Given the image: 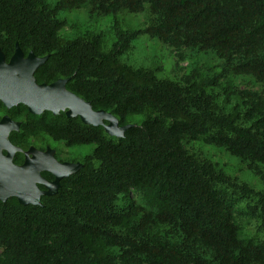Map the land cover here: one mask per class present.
I'll list each match as a JSON object with an SVG mask.
<instances>
[{
    "label": "trees",
    "instance_id": "obj_1",
    "mask_svg": "<svg viewBox=\"0 0 264 264\" xmlns=\"http://www.w3.org/2000/svg\"><path fill=\"white\" fill-rule=\"evenodd\" d=\"M87 3L101 14L149 7L151 36L180 59L186 48L213 50L224 69L209 76L189 63L177 80L162 78L123 60L138 32L120 30L109 49L103 32L69 39L59 14ZM16 42L49 55L40 82L70 78L69 90L120 125L145 119L118 138L44 113L45 136L96 147L42 204L0 201V264H264V192L186 146L225 147L264 180V0H0V48ZM242 218L257 222L260 241L241 238Z\"/></svg>",
    "mask_w": 264,
    "mask_h": 264
},
{
    "label": "rangeland",
    "instance_id": "obj_2",
    "mask_svg": "<svg viewBox=\"0 0 264 264\" xmlns=\"http://www.w3.org/2000/svg\"><path fill=\"white\" fill-rule=\"evenodd\" d=\"M59 16L67 21V26L63 29V34L66 37L74 39L88 31L103 32L105 49L114 45L120 30L138 32L137 37L133 39V47L123 54V60L136 67L154 69L162 78L177 80L186 71H189L191 67L188 66L189 63H192V67H200L204 74L209 76L221 73L224 69L223 59L213 50L186 48L184 50L185 59H180L173 48L165 44L160 38L151 36L146 31L151 17L149 7L139 13L122 10L117 13L101 14L91 4L87 3L81 8L61 11ZM242 78H250V76H241L240 80ZM241 84L246 87L245 83L242 82ZM225 95L222 96V100ZM238 101V98L235 97L231 103L225 106L226 109L229 111ZM144 119V115L135 114L129 117V124L140 125ZM51 143L60 151L80 160L86 155L92 154L96 147L95 144L68 146L63 141L53 139H51ZM186 146L212 160L232 179L239 183H248L258 192H264V180L261 175L250 169L245 161L232 154L225 147L208 144L203 139L187 142ZM235 195L239 196V194ZM245 206L244 202L238 206V209H244ZM237 221L241 228V238L255 242L263 238L255 220L242 218Z\"/></svg>",
    "mask_w": 264,
    "mask_h": 264
},
{
    "label": "water",
    "instance_id": "obj_3",
    "mask_svg": "<svg viewBox=\"0 0 264 264\" xmlns=\"http://www.w3.org/2000/svg\"><path fill=\"white\" fill-rule=\"evenodd\" d=\"M22 51L18 45L16 56H21ZM35 63L27 65L24 75L14 77V66L0 65V69L9 72L8 77H0V98L9 106L23 102L27 104L32 113L41 114L50 110L54 114L65 111L70 118L80 117L87 125L103 126L108 134L124 138L126 131L133 124L120 125L119 118L112 112L104 109L95 110L92 102L67 89L70 78H61L51 84H37L34 71L43 65L49 58H37L33 52L29 57ZM28 61H31V60ZM0 142L8 143V134H0ZM12 154V149H11ZM83 165L79 163H59L50 150L43 159H30L23 166L10 164L7 170L0 168V199L6 201L11 196H16L23 205L42 204L41 195H54L61 187V181L77 173ZM42 171H49L56 176L54 182H47L41 175ZM45 183L47 191H40L36 182Z\"/></svg>",
    "mask_w": 264,
    "mask_h": 264
},
{
    "label": "flooded vegetation",
    "instance_id": "obj_4",
    "mask_svg": "<svg viewBox=\"0 0 264 264\" xmlns=\"http://www.w3.org/2000/svg\"><path fill=\"white\" fill-rule=\"evenodd\" d=\"M18 45L21 48L22 55L15 57L17 53ZM31 52H33L37 58L44 57L41 55H37L34 51H30V52L24 51L19 42L15 43V50L12 53H6L5 51L2 50V48H0V65L8 69L7 66L12 64L14 68L11 69H14V71L13 74L11 75H13L16 78L22 76L24 75L23 73H25V69L27 68V65H32L35 63V60L32 61L29 58ZM45 56H49V55H45ZM29 59L31 61H28ZM43 65L38 66L34 71V78L36 83L51 84L53 82H56L57 80L51 82L39 81V78L37 77V72ZM8 76H10L9 72L0 69L1 78ZM46 112H51L54 116H59L61 113L66 114L65 111H62L60 114H54L50 110H45L41 114H36V113H32L30 111L29 106L23 102H19L18 104L9 106L0 98V134H8V139H9L8 143L0 142V168H2L3 170H7L11 163L15 166H23L30 159L33 158L43 159L50 150L52 151L53 156L59 163L80 162L82 164L80 159H76L73 156H69L67 155V153H64L63 151H60L58 148L54 147L51 143V139L55 140L53 137L49 135L46 136L44 135V134H50V133H44L42 128V121L44 118V113ZM11 149H12V154H11ZM41 175L49 183L54 182L56 180V176L49 171H42ZM36 185L40 191L48 190L45 183L43 182L37 181ZM60 188L61 187H59V189ZM45 196H49V195L42 194L41 201ZM11 198H16L19 201L18 197L16 196H11L6 201H8ZM0 201L3 200L0 199Z\"/></svg>",
    "mask_w": 264,
    "mask_h": 264
}]
</instances>
